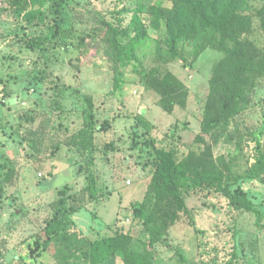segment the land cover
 <instances>
[{
  "label": "rangeland",
  "instance_id": "374dc122",
  "mask_svg": "<svg viewBox=\"0 0 264 264\" xmlns=\"http://www.w3.org/2000/svg\"><path fill=\"white\" fill-rule=\"evenodd\" d=\"M124 1L71 0L68 9L84 47L47 58L23 41L37 26L21 20L16 3L0 0V264H90L87 252L96 234L127 237L122 254L108 264H226L230 259L232 264H264V175L248 177L264 152V76L259 75L249 76L248 100L204 138L208 157L224 173L239 176L235 186L261 211V226L252 212L233 208L225 197L198 191L187 200L193 219L179 211L164 231L167 244L148 243L147 230L132 212L133 203L154 199L150 155L131 147L135 118L142 114L153 124L151 135L158 142L169 140L184 155L200 153L204 145L196 138L220 53L207 48L191 65L180 59L165 64L188 96L184 108L164 110L136 71L159 64L156 53L166 46L160 45L158 30L149 29L146 46L122 74L110 69L101 53L103 21L124 26L131 19ZM263 3L253 0L250 10V37L261 47L264 34L255 8ZM190 50L188 44L181 48L185 56ZM235 85L232 79L223 93ZM75 87L94 98L99 122H108L96 135L106 150L97 153V200L86 192L85 165L67 146L82 123ZM31 132L37 138L33 147L24 138ZM60 190L73 194L70 220L49 239L44 227Z\"/></svg>",
  "mask_w": 264,
  "mask_h": 264
},
{
  "label": "trees",
  "instance_id": "16d2710c",
  "mask_svg": "<svg viewBox=\"0 0 264 264\" xmlns=\"http://www.w3.org/2000/svg\"><path fill=\"white\" fill-rule=\"evenodd\" d=\"M5 1L16 3V12L21 20L38 28L34 34L23 39L28 49L50 58L49 53H68L84 47V37L75 33L68 9L71 0ZM252 1L128 0L124 1L123 7L132 12V16L126 25L103 21L100 50L110 69L118 75L133 60H137L136 52L146 46L150 28L162 34L158 41L166 48H158L156 56L159 64L149 70L140 65L136 71L145 89L157 94V104L166 111H172L175 106L184 108L188 89L165 64L180 59L184 65H191L207 48L220 53V58L213 66L211 90L201 117V134L196 138L197 142L204 145L200 153L188 152L184 155L169 140L158 142L151 135L153 124L142 114L135 118L136 124L130 136L131 147L150 155L152 178L149 189L154 199L151 202L148 196L145 202L133 203L132 212L147 230L148 243L151 245L157 242L167 244L164 231L169 223L175 221L179 211L183 210L193 219V209L188 207L187 200L198 191L225 197L233 208L252 212L255 223L261 226V211L245 191L235 186L239 176L232 172L224 173L208 157L209 147L204 138L248 100L249 76H264V47L250 37L254 31V14L250 13ZM255 11L259 28L264 34V3ZM186 44L191 49L188 56L181 51ZM161 69L164 71L161 72ZM232 79L236 80L235 87L229 88V92L224 94L223 90ZM72 93L79 101L82 123L71 134L67 146L75 159L85 165L88 182L86 192L97 200V153L102 149L105 153L106 150L97 143L96 135L107 129L108 122H99L91 95L83 94L76 87ZM34 134L31 132L24 137L32 147L37 144ZM255 139L259 143V135ZM263 175L264 152H261L248 177L258 178ZM105 195L100 196L104 198ZM73 198L69 191H59L54 213L44 227L47 238L55 237L68 224ZM126 241L127 237L121 234H96L88 247L89 263L108 264L109 259L122 254ZM38 246L39 242H36ZM232 262L230 259L226 264Z\"/></svg>",
  "mask_w": 264,
  "mask_h": 264
}]
</instances>
